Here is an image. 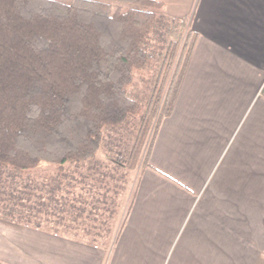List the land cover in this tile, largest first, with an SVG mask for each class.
<instances>
[{
  "label": "crops",
  "instance_id": "crops-1",
  "mask_svg": "<svg viewBox=\"0 0 264 264\" xmlns=\"http://www.w3.org/2000/svg\"><path fill=\"white\" fill-rule=\"evenodd\" d=\"M154 1L197 39L148 162L128 177L115 244L0 219V264H264V0ZM43 169L29 175L34 193L66 200L38 219L77 220L91 196L82 177Z\"/></svg>",
  "mask_w": 264,
  "mask_h": 264
},
{
  "label": "trees",
  "instance_id": "trees-1",
  "mask_svg": "<svg viewBox=\"0 0 264 264\" xmlns=\"http://www.w3.org/2000/svg\"><path fill=\"white\" fill-rule=\"evenodd\" d=\"M162 8L154 0H0V219L96 248L115 244L128 207L112 232L115 208L100 202L108 174L128 181L141 159L147 164L197 39ZM129 128L136 140L124 164L98 165L109 135ZM42 164L82 177L91 196L80 197L77 220L38 219L66 200L34 193L28 178Z\"/></svg>",
  "mask_w": 264,
  "mask_h": 264
},
{
  "label": "rangeland",
  "instance_id": "rangeland-1",
  "mask_svg": "<svg viewBox=\"0 0 264 264\" xmlns=\"http://www.w3.org/2000/svg\"><path fill=\"white\" fill-rule=\"evenodd\" d=\"M136 130L133 128L127 129V131H124L121 135L115 137L113 139V134L109 135V138H107V144L102 146L100 149L98 155H97V164L101 165L103 163H110V164H124V160L127 159L128 153L131 150L132 146L135 143L136 140ZM106 157H108V161H106ZM106 164V165H109ZM39 167H47V165L42 164ZM47 169V168H46ZM43 172V170H37V172ZM34 173V172H33ZM32 173V174H33ZM113 177H110L108 174V178L111 179V188L109 189V194H102L100 195V202L108 203L112 205L115 208L114 210H110L113 214L116 213V224L115 228H113L112 232L116 231L117 226L119 225L122 217L126 213V209L129 204V192H128V181L126 179L125 173H120L119 175H112ZM127 181V182H126ZM95 202V201H94ZM115 212V213H114ZM82 232L79 231V234ZM113 236V235H112Z\"/></svg>",
  "mask_w": 264,
  "mask_h": 264
}]
</instances>
